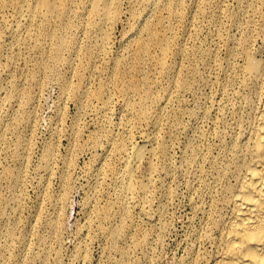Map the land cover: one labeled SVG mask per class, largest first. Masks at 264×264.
<instances>
[{
  "label": "rangeland",
  "instance_id": "obj_1",
  "mask_svg": "<svg viewBox=\"0 0 264 264\" xmlns=\"http://www.w3.org/2000/svg\"><path fill=\"white\" fill-rule=\"evenodd\" d=\"M15 1L0 0V264H210L206 215L227 212L260 108L243 68L264 62V0H110L102 26L65 0L39 30ZM151 115L158 143L134 169L147 196L126 201Z\"/></svg>",
  "mask_w": 264,
  "mask_h": 264
},
{
  "label": "bare ground",
  "instance_id": "obj_2",
  "mask_svg": "<svg viewBox=\"0 0 264 264\" xmlns=\"http://www.w3.org/2000/svg\"><path fill=\"white\" fill-rule=\"evenodd\" d=\"M84 2L89 6L85 9V13L99 15L101 19L98 24L102 26L108 16L110 0H84ZM15 5L17 12L14 19L24 20L30 28L37 30L41 26L49 25L57 17L70 15L73 12V6L68 9L65 0H16ZM158 26L152 29V36L160 46H163V38L159 34ZM61 48L62 45L53 48L56 60L60 59ZM137 51H141L140 45ZM243 73L246 80L254 86H264L263 61L247 56ZM129 84L133 86L134 83L130 81ZM160 126V117L151 115L147 120L148 132L143 144L134 147L130 159L124 161L120 198L124 197L126 201L133 200L139 195H142L143 199L146 198L147 183L143 180L141 182L135 180L134 169L143 159L146 147L150 148L158 143L157 132ZM245 139L247 147L241 154L234 155L232 160L235 180L233 185L226 188L223 200L227 212L225 214L209 212L206 215L211 229L219 230L215 254L210 264H264V88L260 94V108L252 126L246 131ZM155 170V167H150V173ZM118 204L116 213L126 208L125 202ZM110 213L105 211L100 213L99 217L108 219Z\"/></svg>",
  "mask_w": 264,
  "mask_h": 264
}]
</instances>
